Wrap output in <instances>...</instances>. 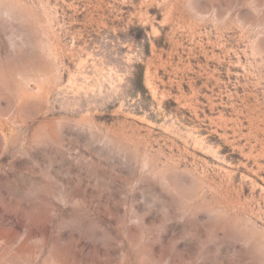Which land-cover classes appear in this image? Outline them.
I'll list each match as a JSON object with an SVG mask.
<instances>
[{
    "label": "rangeland",
    "instance_id": "obj_1",
    "mask_svg": "<svg viewBox=\"0 0 264 264\" xmlns=\"http://www.w3.org/2000/svg\"><path fill=\"white\" fill-rule=\"evenodd\" d=\"M0 264H264V0H0Z\"/></svg>",
    "mask_w": 264,
    "mask_h": 264
}]
</instances>
